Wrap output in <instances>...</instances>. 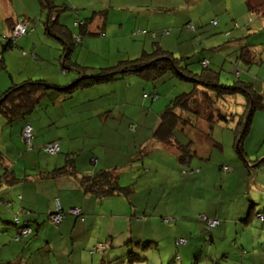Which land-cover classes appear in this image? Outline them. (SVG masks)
<instances>
[{
    "label": "trees",
    "instance_id": "obj_1",
    "mask_svg": "<svg viewBox=\"0 0 264 264\" xmlns=\"http://www.w3.org/2000/svg\"><path fill=\"white\" fill-rule=\"evenodd\" d=\"M63 1V3L57 4L55 0H34V4L27 3L28 8L25 4L24 7L14 6L13 9H10L11 13L9 12L10 14L8 13L5 16L0 8V25L2 26L0 31H4L5 28L9 32L7 36L0 33V69L6 70L3 65L4 56L17 54L12 52L13 50L19 51V64L23 65L22 75L18 77L17 80L12 78L8 83V87L4 90L0 89V115L5 119V125L8 127L7 132L10 131L9 129H11L13 122L16 120L23 121L21 132L15 135L14 138L7 139L11 146L4 145L7 150L11 148V150H15L20 144L21 148L18 149V152L21 154L15 158L13 157V160L7 156V152L0 151V182L8 185L21 184L22 191L27 192L33 189L30 183L27 184L28 182L37 181L46 176L51 179L67 176L77 182L85 196L98 202L116 198H122L124 200L131 199V196L133 197L134 194L138 195V192L141 190L137 189L136 183H139L138 180L141 181L145 177L144 180L150 181L152 179L153 185H158V190L152 188V190L156 192L153 195H156L160 189L165 193L166 190L171 187V185L165 184L166 182L171 184V181H176V183H178L177 180H179L178 177L174 176L178 171L177 168H171L172 170L169 172L170 164V167L176 166L174 164L177 163L182 166L181 169L184 168L181 170L183 177L188 173L187 176L197 175L199 173V169L195 168L196 166L192 167L191 164V159L196 156V152L191 150L192 145H190L191 142L189 138L185 139L187 141L186 144H182L175 138V130L179 129V125L182 123L186 124L188 128L197 131L199 130L198 122L200 120H206L207 125L209 123V127L206 133L200 130L199 134L202 135L205 140H212L211 132L213 127L218 124L224 126L225 129H228L232 133L234 140L233 149L237 155L236 159L238 160L236 164H234L235 168H233L234 166L231 167L228 161L225 162L224 160H230V157L223 158V156H221V161L223 160L222 162L225 165L223 164L222 168L219 167V174L215 176L220 180L218 185L211 184L210 186V191L213 192V195L221 197L222 203L220 205L222 206V204L225 203L224 200L230 198L229 195L233 192L231 188L234 190L235 185L238 184L236 182L241 179L242 173L246 177L247 175L250 176L255 169L251 167V164L256 162L255 166H258L264 162V158L260 161L249 160L243 149V142L249 132L251 119L257 111L264 109L262 103L263 94L256 89L253 81L241 78V75L247 73L250 67L258 66L264 62L260 53L264 49V40H261L264 39V28L253 30L247 28V31H245L246 34L241 33L237 35L236 33L233 34V31L239 28L235 21H233L235 25H232L233 27H231V29L226 30V28H224L219 31L217 30L219 28L217 27L218 22L210 19L208 23L212 25L211 27L213 29L206 31L207 29L203 28L204 25H202V23L199 24V22L195 21L193 16L190 15L179 29L178 27H171L172 31L176 29L178 31L175 32V35L173 34V36L169 37V40H153L148 45V48H146L147 46L145 45H141V47L134 48L135 51H133L132 54L128 53L125 46H121L117 42L112 45L110 41L104 40L106 43L103 48H108L109 51V53L108 51L105 53H108L107 62L103 63L101 66H90L85 63L81 64L80 60L73 59L72 55L74 50L78 45H80V48L77 50V54L79 50L81 52H83V49L89 50L87 47L90 40H85V36L94 35L106 38L105 26L108 19L110 20L109 16L113 9L115 11L117 9H124L127 10L126 12L130 10L133 12H137V10L138 12H144V15L149 18L147 20L149 25L151 23L156 24V26L158 25L157 29L155 28L156 30L146 31V33H150L153 36L158 35L160 37L164 35L165 37L170 29L167 31L161 28L159 26L161 22L159 23V21H157L155 15L160 14V11H174L172 7L177 4L178 7L184 10L187 8L189 2H200L201 5L204 3V0H182L181 3L177 2L176 4L173 0H156L160 2L157 4L151 2V0H125L123 1L124 3L120 2V0ZM216 1L218 0H215L211 7L212 9L215 6L217 7ZM234 1L235 0H232V2ZM16 2L18 3L20 0H16ZM28 2H30V0H28ZM243 2L244 4L240 6V12L246 13L249 17V21H253L255 18L259 19V21L264 19V0H243ZM168 3H171V5H167ZM112 4H118L119 7L113 8L111 6ZM89 8V12L86 11ZM81 12L89 13V17L80 18L79 13ZM138 14H140V12ZM151 18H154L153 21H151ZM17 24L25 25V30L20 37L15 36L13 31ZM183 29H186L187 33L189 32L190 34L205 29L204 32H207L206 39L218 35V32H226L228 37L224 42H221L222 44L220 43L215 47H202L199 52H213L212 54L214 55L217 47L220 49L222 45H234L233 47H235V49H231L230 60L226 58L223 63H218L216 65V62L212 61L214 58L208 56L209 54L205 56V53H203L204 55L199 53V56L194 57L195 55L191 56L184 52V50H180L181 55H175L174 53H177V42L179 44L177 40L179 39L181 42L188 40L187 38L182 40V36L184 35L181 30ZM216 31H218L216 34H212ZM144 32L145 30H137L132 33V37L141 35ZM158 32H160L161 35L158 34ZM32 38L33 40L35 38L38 40L36 46L29 43ZM155 38V36H149V39ZM124 43L131 47L128 40H124ZM25 45H29V48H27L28 50L24 48ZM38 49H42L43 52L46 50L54 51V58L45 60L37 53ZM191 49L193 51L195 50L192 45ZM194 54L197 53L194 52ZM80 55L81 54H79V56ZM33 61L39 64L33 67ZM43 61L48 63L43 64ZM40 63H42V65ZM196 66H199L198 70H196ZM87 71L90 72L87 73ZM71 72H73V75ZM233 74H235L236 77L231 76ZM221 75L225 76L224 78L227 82L221 83ZM133 77L139 78L136 80L140 83V88L142 89L140 98L142 100L146 99L148 104L150 102L143 92H145L146 89L150 91V86L156 89V82H163L166 79L171 80L176 78L175 80L187 83L190 90L182 92L168 100L159 114L160 120L158 127L153 131L151 136L148 131L149 128L147 127L149 125H144V119H139L138 125L134 124L132 127L130 126L132 132L142 128V130L135 133V139H133L134 136H131L130 139L133 141L130 145L135 151L134 153H136L137 160H135L139 164V170L130 172L133 175L132 181L130 180L128 182V176H125V178H121L120 176L123 171H130V169H127L129 168L128 164L130 161L128 160L129 162L126 163L120 161L124 158L123 156L113 164L107 163L109 164L108 166H106V164L102 166L96 162L94 153L96 149L103 147L101 145L102 135H100L101 137L96 136L97 138L95 137L94 139L93 136H90L88 140H86H98L99 143L95 148H93V145L89 148L90 143L83 140H77V143L79 141L82 142L78 146H76L77 143L73 145L76 140L73 141V152L69 154V157H67V154V158H64L63 166L48 172L47 175H43V173L34 175L30 171H25L23 165H19L20 167L22 166V168H18V170L13 167L15 162L25 163L24 154L29 151H38L37 153L45 156H55L60 152L59 140L47 142V135L50 131L48 127L46 128L47 130L41 131L39 134L37 133V135L35 133L37 128L34 126L36 122L33 118L37 117L39 110H44L46 107L47 109H55L50 111L56 112V107L58 105L55 103L69 100L75 92L87 93L86 90H95L93 89L94 87L108 89V87H111L112 83L118 80L129 84V81L135 80ZM0 82L2 83V81ZM239 94L245 99L244 108L240 114L232 115V113H222L221 110L215 106V102L218 100H223L227 96ZM158 96L159 95L154 94L153 99L151 98L152 101L157 100ZM45 100H51L52 104L47 103L41 107ZM108 108V112L113 110L111 106ZM44 113H46V110ZM108 116L112 117L111 112ZM94 120L96 119H90V124H92ZM104 120H109V123L99 124L94 121L93 125L98 127L97 132L101 134L107 133V135L114 138L118 135L120 138H123V141L126 136L130 137V135H125V133L123 137H121L119 130L117 131L112 128V125L111 127L109 126L111 119ZM230 121L233 122L232 127H229L227 124ZM25 126H29L31 129L29 141H26L22 135ZM181 130L182 129H180V131ZM21 144L26 150H24ZM49 144L58 145L56 153L49 154L45 151L46 146ZM157 147H160V149H171L175 153L173 155L174 158L170 159L174 164L166 159L169 165L167 169L163 164V159L166 158L164 155V158L162 157L161 159L154 160L153 156L155 155L156 157L158 155V153L154 154V150ZM78 156L84 159V166L88 165L84 173L79 172L76 168L75 159ZM4 158H8L13 163L11 165L7 164ZM151 158L153 161L150 162V164L149 161ZM132 162L134 164V161ZM157 166L161 167L162 170H157ZM155 169L158 171L157 173ZM160 172H164L166 175H162ZM125 173L127 174V172ZM123 180H125V182ZM214 180L215 179L209 178L208 182L213 183ZM142 186L143 185H141V188ZM145 190L146 189H144V193L148 194ZM144 193L142 196L138 197L139 201L136 199L137 201L135 203L131 204L130 202V206L136 207L137 205L141 206V203L144 204L149 199L148 196H144ZM171 194L172 192L170 191L166 199H168ZM161 195L162 193L160 196ZM160 196H154V200L160 201L162 199ZM225 196L228 198H225ZM56 201L58 205L55 206L54 210L49 211L45 215L25 211V208L20 214L9 212L11 219L8 221V227L15 230V239H13L21 243L22 252L21 257L9 260V263L6 262V264H39V262L45 264L44 262L47 260L46 257H50L53 263L56 261L55 264H57V262L61 264H71V257H75L77 253H72V251L76 249L74 244L71 245L73 241L71 233L74 224L69 225L70 222L68 220H73L75 224H77L78 221L83 219L84 214L80 208H63L59 199H55L54 202ZM20 202L21 197L19 196L18 203L20 204ZM4 203V206H6L7 203V207L11 206L9 202L4 201ZM254 208L255 203L251 202L249 206L250 214L249 216L247 214L243 219V223H251L253 218L251 214L252 211L255 212ZM69 209H77L78 214L69 213ZM215 209L210 210L207 214L199 213L196 219H194V221L198 223L200 231L205 235H208L212 228H217L220 222H222L218 217L215 218L213 216L216 213ZM220 211L222 212V210H219V212ZM142 213H144V211H142ZM53 215L60 216L61 220L58 224L53 222ZM131 215L132 212L130 213V216ZM151 215L152 213H144L142 218L150 220V218L153 217ZM255 215L257 224L263 226L264 209L256 211ZM203 217H205V219ZM16 219H18V222H16ZM210 220L217 221V225L209 227L208 222ZM176 221L179 220L173 219L171 221L169 217H164L163 219L165 227L169 229L172 228L170 222H173V229L176 228ZM67 222L69 223L67 224ZM48 225L51 226V231L53 232L45 237L40 236L42 228ZM23 226L29 228L30 232L25 236H18V230ZM207 237H209V235ZM161 240L159 235L155 237L151 233L148 239L138 241L126 240L122 245L120 243V245L117 244V246H115L114 241L111 240L112 243H110L107 248L105 247V250H99V245L105 244L98 243L87 249V252L91 256L99 257L97 264H180L182 259L178 253H175V257L171 259V263L162 261V257L158 250ZM201 240L207 242L206 237H201ZM173 241L175 242L176 248H178V246H184L187 243V238H182L178 236V234H175ZM32 256L36 257L34 262L31 260ZM76 259L77 258H75V260ZM189 264H209V261L207 262L205 259L203 262V257H201L199 251L195 260L191 261Z\"/></svg>",
    "mask_w": 264,
    "mask_h": 264
},
{
    "label": "crops",
    "instance_id": "obj_2",
    "mask_svg": "<svg viewBox=\"0 0 264 264\" xmlns=\"http://www.w3.org/2000/svg\"><path fill=\"white\" fill-rule=\"evenodd\" d=\"M73 2V0H66V2ZM125 1V0H124ZM26 2V3H25ZM63 0H55V3H63ZM27 3L34 4V0H20V2H16V0H0V8L4 14H8L10 12V9H13V7H24L28 5ZM124 3V2H123ZM217 7H213L214 11L218 13L215 14L211 20H216L218 22L217 27H221V29H224L223 26L227 24V21L229 23L227 13L229 12L228 6L225 5V0H218L216 1ZM215 3V4H216ZM126 5V4H125ZM224 12L226 15H224ZM11 13V12H10ZM9 13V14H10ZM223 13V14H222ZM80 18L89 17V13L81 12L79 13ZM233 21V19H232ZM110 20L106 22L105 26V35L108 31H111L112 33L116 32L115 36H117V32L120 33V31H124L123 28L120 31H117L116 28L109 27ZM262 23L258 28H264V19H261L259 21ZM65 23V22H63ZM160 23V22H159ZM176 24V23H174ZM158 26V25H157ZM156 24H153V29H157ZM161 28H164L168 31L170 29L168 37L173 36L174 31L171 29V25L166 24V22H161L159 24ZM171 26V27H170ZM212 26V25H211ZM239 27V25L237 24ZM173 27H177L176 25H173ZM155 29V30H156ZM257 29V28H256ZM205 30V29H204ZM199 31L197 32L198 35H203L205 32ZM4 36L8 35V30L4 28V31L1 32ZM190 33L188 32V35ZM246 34V32L242 33ZM182 36V35H181ZM202 36V37H203ZM226 40L228 37L226 32L223 34ZM181 38V37H180ZM187 37L182 36V40H185ZM203 39H206L203 38ZM208 39V38H207ZM37 39L35 38L33 40L30 39V42L32 45H37ZM179 41V39L177 40ZM187 43L189 42V39L186 40ZM215 41V42H214ZM118 42L116 41H110V44H114ZM222 41L219 39V37H211L209 39V43L207 40H205L203 43L205 46L208 47H215L219 45ZM106 43V42H105ZM104 43V45H105ZM178 44V42H177ZM176 44V45H177ZM222 44V43H221ZM39 46V45H38ZM193 46V45H192ZM198 47H200V42L197 44ZM194 47V46H193ZM223 47V46H222ZM12 53V52H11ZM213 52L209 53V56H212L211 58H215V55L212 54ZM17 58L19 59V54H15ZM9 55H6L3 57V65L7 69V63L6 60H8ZM262 56V55H261ZM38 62L33 61V67ZM42 65V63H40ZM261 72L264 71L263 65L256 66ZM264 75V72L262 73ZM12 79V78H11ZM122 81H117L112 83L111 87H108V89L103 88L100 89L99 87H94L93 89H98L99 94L95 95V90H92L91 92L87 91L86 97H83L80 92H75L74 95L67 101L64 102H56L55 104L58 105L57 111H50L55 110L48 108L46 110V113L43 112V110H39V113L37 117L33 118L36 124L37 131L35 132L39 134L41 131L47 130L46 128L50 130L47 135V142L53 141V140H59L60 142V152L58 155H55L57 157L54 160H49L46 164L45 161L42 163L37 153L38 151H29L24 154V161L23 162H15L14 166L16 170L18 168H22L19 165H23V168H25V171H33L35 170L34 175L38 173H43V175H47L48 172L57 169L61 166H63V160L67 154L69 157V154L72 153L73 145L77 143V140H83L86 141L90 136H93V139L98 136L101 137L102 135V146L95 150L94 155L96 156V162H98L99 165H105L108 166L107 163H115L118 159H120L121 156L124 158L120 161L124 163L129 162L127 169H130V171H123L120 175L121 178H125V176H128V182L133 179L132 171L139 170V164L136 161V153L131 152L133 149L131 147V143H133L131 139V136H134L133 139H135V133L142 130V128L136 130L135 132H132V128L129 126L125 131V135H130V137L126 136L124 141L123 138H114L107 135V133L101 134L100 132H97V126L93 125L94 121L97 123H109V120L104 119H111L110 127L112 125V128L116 129L117 131L120 129V126L125 119H134V113L131 114L129 111V108L126 106H129L130 102L132 101L135 103L134 98L138 100L140 111L146 110V106L150 109V105L148 104L146 99L140 98V93L142 89L140 88V83L138 81H129V84H126L125 82L121 84ZM1 86V83H0ZM91 90V89H90ZM102 90V91H101ZM101 91V92H100ZM118 94V95H116ZM108 95V96H106ZM106 96V97H105ZM263 101H264V93H263ZM264 105V102H262ZM47 104V100H45L41 107ZM55 105V106H56ZM112 107L113 110L110 111L112 114V117H109L110 112H108L107 108ZM136 107L135 105H133ZM109 109V108H108ZM151 111V110H150ZM129 115H128V114ZM141 114V113H140ZM148 112L145 113V115H139L136 119L141 118H148ZM129 117V118H128ZM90 119H96L92 121L93 123L90 124ZM144 119V125H149V122ZM77 120L80 124V126H77ZM256 119H251L250 129L249 132L243 142V149L244 152L247 154L249 160H256L260 161L264 158V150L263 152H259L261 150H258V148L261 146V144L264 142V120L259 119L258 125L256 128H258V131L256 134H252L253 126ZM72 125H75L72 127ZM23 127V121L16 120L11 125L10 131L7 132V126L5 125V119L0 115V151L8 152L4 145L11 146V144L7 141L8 138H14L15 135H17L19 132H21V129ZM220 128V127H219ZM230 132V131H228ZM219 134V141H222L219 143L216 141V144L218 146L219 152H221V155L219 157L223 156V158L230 157V160L224 159L225 162L228 161V164L231 165V167L236 164V156L233 153V136L232 133L228 135V137H231L230 140L227 142L229 143L228 147L226 146V143L223 142V135L224 132H218ZM213 138V134L211 136ZM258 137V138H257ZM97 138V137H96ZM107 138V139H106ZM10 139V140H11ZM221 139V140H220ZM76 140V141H75ZM73 141L74 144L72 143ZM108 141L105 146L104 143ZM73 144V145H72ZM127 145V147H125ZM227 148V150H226ZM12 149V148H11ZM10 149V150H11ZM173 151V150H172ZM227 152V154H226ZM132 153V156H131ZM6 154V153H5ZM61 156V157H60ZM258 159V157H260ZM9 158L13 159L12 155L8 156ZM66 157V158H67ZM136 159V160H135ZM205 159V158H202ZM14 160V159H13ZM129 160V161H128ZM153 159H150L149 163L152 162ZM4 161H6L7 164H12L13 162L9 160L8 158H4ZM78 161V162H77ZM76 161V168L79 172L84 173L86 168H88V165H83L85 163L84 159H80ZM119 161V162H120ZM134 161V164L133 162ZM95 162V163H96ZM256 163V162H255ZM255 163L253 162L251 164V167L254 169V174L252 177L247 175L249 177V180L251 181V178L254 179L253 184L251 187L249 186L248 195L250 192L255 193L258 195V193H264V162L259 164L258 166H255ZM151 164V163H150ZM227 164V165H228ZM196 165V164H195ZM225 165V164H224ZM254 165V166H253ZM161 166V165H160ZM152 167V166H151ZM27 168V169H26ZM108 168V167H106ZM157 170H160L161 167L157 166ZM172 168H176L173 166ZM199 169V173L197 175H190V176H184L181 175V178L177 180V186L175 187V190H173L171 196L166 199V202L164 203L165 209L160 206V208L157 211V205L161 202L155 201L153 194L156 193L152 190V188H156L158 190V185H153L152 179L150 181L142 179L141 181L138 180L139 183H136L137 189H141L138 192V195L134 194V196L130 197L131 199L124 200L122 198L120 199H109V200H101L98 202H95L94 199L89 198L85 196L79 188V185L76 181H73L72 178H69L67 176H63L62 178H56L51 179L48 176L45 178L43 177L40 180L37 181H31L29 183H35L33 184V189L31 191L24 192L22 191L21 184H14V185H8L3 182H0V264H6V262L9 263V260H14L17 257H21V243L16 242L15 240H12V237L14 238V232L15 230L9 231L8 229L5 230L4 227L9 226L8 221L11 219V216L9 212H15V213H21L22 210L25 208V211H31L37 214H43L45 215L51 210H54L55 206L58 205V202H54L55 199H59V202L62 204L63 208H80L83 212L84 216L81 221H78L77 224H75V221L68 220L67 224L73 225L74 228L72 229V244L75 245L76 249L73 252H76L77 254L75 257H71L70 262L71 264H97L98 258L95 256H91L88 254L87 249L92 247L95 244L102 243L105 244L106 248L110 243H112L111 240L114 241L115 246L121 245L126 240H144L148 239V236L152 235L157 237V229L160 228L159 233H165L166 230V240H171L172 244L176 247L175 242L173 241V238L175 234H178V236H181L182 238H187V243L183 246L182 250L184 257H189L192 259V261L195 260V257L197 256L198 252L200 251L201 257L205 258L206 261H209V264H249L248 258H253L257 255V261L253 260L252 264H264V260L260 261V256L263 255L264 259V224L263 226H259L258 228H253V224L250 223H243V219L247 216H249L250 211L248 208V212L245 215H237V211L234 213L231 211V205L232 200L228 201V199L224 200L225 203H223L224 207L220 204L222 203L221 197L213 195V192L210 191L211 184L218 185L219 180L215 177V169L211 166L206 167H195ZM235 168V166L233 167ZM156 170V169H155ZM156 170V173L158 172ZM162 170V169H161ZM160 170V171H161ZM89 171V170H87ZM127 172V174L125 173ZM155 173V175H156ZM166 175V174H165ZM212 178L215 179L213 183L208 182V179ZM186 179L187 182H184L185 189L189 195L187 197H184V194L178 193L177 189L181 187V184L183 180ZM241 180V179H240ZM125 182V180H123ZM151 184V185H150ZM124 185V184H123ZM141 185L142 188H141ZM188 186H190L188 188ZM187 187V188H186ZM148 192V194L144 193ZM144 196H148L149 199L141 206L137 205L136 207H131L130 205L135 203L137 200H139V196H142L143 193ZM230 192V191H229ZM19 196L21 197L20 204ZM136 196V197H135ZM219 197V198H216ZM253 199L252 197H250ZM256 198V197H255ZM137 199V200H136ZM130 200V201H129ZM145 200V197H144ZM191 200V201H190ZM250 200V199H249ZM263 200L262 198L254 200L255 202H260ZM9 202L11 206L7 207L3 205V203ZM131 202V204H130ZM252 202V201H251ZM250 202V203H251ZM97 203V204H96ZM230 203V204H229ZM254 203V202H252ZM5 204V203H4ZM94 204V206H93ZM216 208V209H215ZM244 209L245 206H242ZM247 208V206H246ZM216 211V213L213 215L215 218H219V220H222L220 222V225L217 228H212L209 231V237L208 235L203 234V232L200 231V227L197 222L194 221L196 219L197 215L199 213H208L210 210ZM264 209V206L262 210ZM165 210V212H163ZM219 210H222V212ZM151 214L150 220H145L142 218V215L144 213ZM161 212L163 214V217L173 216L177 217L176 221V228H166L164 227V224H160V222L157 220L156 215L158 212ZM132 212V215L130 216V213ZM221 214V215H220ZM220 215V216H219ZM257 215V214H256ZM255 215V216H256ZM136 216V217H134ZM156 220H155V219ZM175 219V218H174ZM155 220V221H152ZM228 221H235V226L237 227L236 231L239 232L238 234H235L234 239L231 240L230 231L232 230V226H224L223 230L221 232L217 231L221 227V223H227ZM153 222V223H151ZM68 225V226H69ZM252 227H251V226ZM67 226V227H68ZM48 227V228H47ZM43 227L40 231V236H46L50 235L53 231H51V226ZM66 227V228H67ZM65 228V229H66ZM3 234V236H2ZM202 235V236H201ZM204 235V236H203ZM206 237V241H202L201 237ZM15 239V238H14ZM7 240L10 241V246H7ZM231 240V243L229 241ZM163 240H161V243H159V254L162 257V246H163ZM222 242V243H218ZM7 247V248H5ZM44 248V247H43ZM105 248V249H106ZM104 249V250H105ZM86 251V252H85ZM241 252L243 255H241ZM179 255V254H178ZM175 257V256H174ZM179 257V256H178ZM246 257V258H245ZM75 258H77L75 260ZM45 264H54L53 260H51L50 257H46ZM172 259V258H171ZM171 259L167 263H171ZM31 260H36V257L32 256ZM163 261V260H162ZM38 262V261H37Z\"/></svg>",
    "mask_w": 264,
    "mask_h": 264
},
{
    "label": "rangeland",
    "instance_id": "obj_3",
    "mask_svg": "<svg viewBox=\"0 0 264 264\" xmlns=\"http://www.w3.org/2000/svg\"><path fill=\"white\" fill-rule=\"evenodd\" d=\"M114 1H116V0H114ZM123 1L124 0H120V2H123ZM173 1H174L175 4L177 2H179V3L182 2V0H173ZM151 2H153L155 4L160 3V2H158L156 0H151ZM214 2H215V0H204V3H202L201 5H200V2H195V3H190L189 2L187 8L184 9V10H182L180 7H178V4H177L174 7H172L174 9V11H170V12L160 11V14L155 15V17H156L157 21L166 22V24L171 25V26H173V24L176 23V26L179 29L183 25V23L187 21L189 16L192 15L193 19H195V21H198L199 24L202 23V25H204L203 28H206L207 29L206 31L212 30L213 28L211 27V25L208 22L210 21V19L215 14L216 15L218 14V13H216V11H214V9L211 8L212 5L214 4ZM243 4H244L243 0H235L234 2H232V0H225V5L228 6V9H229V12L227 13V17H228L229 23H227L225 26H223V28H226V30L227 29H231V27H233L235 25L233 23V21H235V23H237L239 25V28L236 29L235 31H233V34L236 33L238 35V34L244 33L245 31H247V28L252 29V30L256 29L262 24V23L259 22V19H256V18L253 21H249V19H248L249 17L247 16V14L244 13V12H242V13L240 12V6L243 5ZM167 5H171V3H168ZM111 6L113 8H118L119 7L118 4H112ZM89 10H90V8L88 10H86V11L89 12ZM126 11L127 10H124V9L123 10L117 9L116 11L113 9L111 11V13H110V16H109L110 17L109 27L116 28L117 31H120V29L122 30V28H123V30H124L123 32L122 31H120V33L117 32V36L116 37H112V38H110V37L111 36H115L116 32L112 33L111 31H108L106 33V38H103V37H100V36L98 37V36H94V35L93 36H85V40H88V39L90 40V42L88 44V47H87V48H89V50L88 49H83L82 50L83 52H81L79 50V52L77 54L76 52L80 48V45H78L77 48L74 50L72 58L75 59V60H80L81 64L85 63L86 65H90V66H96V65L97 66H101L103 63H106L107 60H108V57H107V54L109 53L108 48H103L105 41H116V40H118L117 43H119L121 46H125L126 49L128 50V53L132 54L133 51H135L136 48L141 47V45H145V46H147L146 48H148V45L153 40H160V39H162V41L163 40H169V37H168L169 33H167L166 36L164 37V35H161L160 32H158V34H160L162 37H160L158 35H154L156 37L155 39H149V36H152V37H154V36L151 35L150 33H146V31H152L153 30V23H151L149 25V23L147 21L149 18L144 15L145 13L139 11L140 14H138L139 13L138 10H137V12H133L131 10L128 11V12H126ZM124 12H126V13H124ZM224 15H226L225 12H224ZM153 19L154 18H151V21H153ZM232 19H233V21H232ZM0 28H2L1 25H0ZM220 28L221 27H219L217 30H219ZM137 30L138 31L145 30V32L142 33L141 35H137L135 37H132V33L137 31ZM2 31H0V33ZM176 31H178V30L177 29L174 30V35L176 34L175 33ZM181 31H183V35L184 36L186 35L187 39H189V42H192V45L194 46L193 49H195V50L193 51L191 49V43H187V41L181 42L179 40V44H177V47H176L177 53H174L175 55H181L180 54V50H184V52H186L187 54H189L191 56L195 55L194 57L199 56V53H202V55H204L203 53H205V56H207L209 54L208 52H204V51L203 52H199L202 47H205V44L203 42L205 40H207L208 43H209V39L211 38V37H209L208 39H203V38H205L207 36L206 35L207 34L206 31H205L204 36L202 34L198 35L197 33H193V32L190 35H188L186 29H183ZM217 32L218 31H216V32H214L212 34H216ZM223 33H224L223 31L221 33L218 32V35H215L213 37H215V38L219 37V39L221 41H223L225 39V37L223 36ZM124 40H128L129 44L131 45V47H129L127 44H125ZM261 40H264V39H261ZM198 42H200V47L197 46ZM233 46L234 45H225V46H223L220 49H219V47H217L216 50H215V54H214L215 58L212 61L213 62L215 61L216 65H217L218 63H220V64L223 63L224 59H226V58L228 60H230V55H231V52H232L231 49H235V47H233ZM30 47H32V46H30ZM24 48L25 49L29 48V45L28 46L25 45ZM107 51H108V53L105 54ZM12 52L19 53V51H17V50H13ZM194 52L197 53V54H194ZM37 53L40 54L42 56V58H44L45 60H51V59L54 58V54H53L54 51H52V50H50V51L46 50L45 52H43L42 49H38ZM260 53H261L262 58L264 60V49ZM79 54H81V55L79 56ZM8 60L9 61L6 60L7 69L6 70L0 69V81H2V83L0 82L1 83V86H0L1 90H4L5 88L8 87V83H9V81H11V78H13L14 80H17V78L20 77L22 75V73H23L22 72L23 65L19 64V59L17 58L16 55H14V54L11 55L10 54V56L8 57ZM47 63L48 62L43 61V64H47ZM261 65H263V68H264V62L262 64L258 65V66H261ZM198 69H199V66H196V70H198ZM89 72L90 71H87V73H89ZM263 72H261V70H259L256 66H252V67H250L248 69L247 73L241 75V78L242 79L245 78L248 81H253L254 84H255L256 89L260 93L263 94L264 93V75L262 74ZM71 73L73 75V72H71ZM84 73H85V71H84ZM231 76L236 77L235 74H233ZM224 77L225 76L221 75V83L227 82ZM133 78H135V80H133V81H137L139 79L137 77H133ZM175 79H171V80L166 79L163 82H156L157 83V88L156 89H153L152 86H150V91H149V89H146V91L143 92L144 94H146L147 99L150 102L149 103L151 105L150 109H148V107L146 106L145 107L146 110H142V111H140V109L138 110L140 105H139L138 100L136 98H134L135 103H133L131 101L129 103L130 105L126 106L127 108H129V111L131 112V114L134 113L135 118L131 119V118L128 117L129 119H126V120L124 119L123 120V122H122V124L120 126V129H119L121 137H123V134L125 133V131L127 130V128L129 126L132 127L134 124L138 125V119H136L137 116L145 115L146 112H148L147 115H148V118H150V119H147V121L149 122V126H147L149 128L148 131H149L150 136L152 135L153 131L158 127L159 120H160L159 114L163 110V108L165 107V104L168 102V100H170L174 96L179 95L182 92L190 90L189 85L187 83H183L180 80H175ZM6 81H7V83H6ZM119 81H121V80H118V82ZM15 82H19V81H15ZM115 82H117V81H115ZM122 83L123 82H121L120 85H122ZM155 90H157V91H155ZM86 91L91 92L92 90H86ZM81 94H82L83 97H86L85 96L86 92H81ZM97 94H99V90L95 89V95H97ZM154 94H157L159 96H158L157 100H153L152 101ZM116 95H118V94H116ZM47 103L48 104H52V101L51 100H47ZM244 104H245V99L240 94L239 95H235V96H227L225 99L218 100L217 102H215V106H217L221 110L222 113H225V112L227 114L232 113V115L240 114L242 112L243 108H244L243 107ZM133 105H135L136 107H134ZM45 110H48V109L45 107L43 112ZM143 119H145V118H141L140 120H143ZM199 119H201V118H199ZM252 119H256L255 123H257V124H254L253 130H252V134H256V132L258 131V128H256V126L258 125L259 119H263L264 120V109L257 111L254 114ZM128 123L130 124L129 126H128ZM227 124L229 125V127L233 126V122H231V121L228 122ZM76 125L80 126L78 120H77ZM74 126L75 125H72V127H74ZM198 126H199L198 127L199 130L196 131L194 129L188 128L186 124H182L181 123L179 125V129H176L175 132H174L175 138L179 142H181L182 144H186L187 141L185 139L189 138V140L191 142L190 145H192L191 150L192 151L194 150L196 152V154H195L196 156H194L191 159L192 167L196 166V167L202 168V167H206V166H211V167H213L215 169L214 170L215 171V175L219 174V167L222 168V165L224 163L222 162L223 160L221 161V157H219V155H221V152H219V150H218V146L216 144V141H218L219 143H221L222 141H219V134H217V133L218 132H224L223 142L226 143V146L228 147L229 143H227V142L231 138V137H228L230 132H228L229 130L225 129L224 126L218 124V125L213 127V130L211 132L213 134L212 140H210V139H206L205 140L202 137V135H200L199 133H200V130L204 131L206 133V131H207L208 127H209V123L207 125L206 120H200L198 122ZM180 129H182V130L180 131ZM188 135H189V137H188ZM115 137L120 138L118 135H116ZM86 142L90 143L89 148L92 147V145H93V148H95L97 146V144L99 143V141L96 140V139L92 140V141L89 140V141H86ZM107 142L108 141H106L104 143V146H105V144ZM213 142H215V143H213ZM80 143H82V142L79 141L76 144V146L80 145ZM125 147H127V145H125ZM20 148H21V146L19 144L17 149L9 150L7 153L9 155H12L15 158V157H17V156H19L21 154L20 152H18V149H20ZM23 148H24V150H26L24 146H23ZM231 148H233V147H231ZM261 149L264 150V142L258 148V150H261ZM226 150H227V148H226ZM262 150L259 151V152H263ZM131 152H135V151L132 150ZM154 152H155L154 154L158 153V155L156 157H155V155L153 156L154 160L161 159L162 157L164 158V156L166 157V158L163 159L164 160L163 164L165 165V168L167 169L169 165L167 164L166 159H168L171 162L170 159L174 158L173 155L175 153L171 149H163V148L160 149V147H157L154 150ZM233 153L237 157V155L234 152V150H233ZM8 154H7V156H9ZM38 154H39L38 159L42 163H44L47 160L45 162L46 164H49L48 163L49 160H54V159L57 158L55 156H45V155L40 154V153H38ZM226 154H227V152H226ZM131 156H132V153H131ZM202 158H205V159H202ZM259 158H261V156L258 157V159ZM80 159H81L80 156H78L75 159V161L80 160ZM62 160H64V159H62ZM171 163L174 164L173 162H171ZM174 165H176L175 167L178 169V171L176 172V174L174 176H176V177H178L180 179L181 175L183 174L181 172V170H183L184 168L181 169L182 166H180L178 163L174 164ZM170 166H171V164H170ZM170 166H169V168H170L169 172L172 170L171 169L172 167H170ZM30 172H32V171H30ZM254 172L255 171H253L252 175L254 174ZM34 173H35V170L33 171L32 174H34ZM160 174L165 175L164 172H160ZM188 174H186L185 176H187ZM252 175L250 177H252ZM253 181H254L253 178H251V181H250L249 177H246L242 173L241 180L236 182L238 184L235 185L234 190L231 188V190L233 192H231L232 194L229 195L230 198L228 199V201L232 200V202H230V203H232L230 209H231V211H233V209H234V213H235V211H237V215L238 216L239 215H243L245 212H246L245 213V215H246L247 212H248V208L250 206V202L251 201L254 202L255 203V208H254L255 212L252 211L251 216L253 218H252L250 224H253L252 225L253 228H258L257 220H256V217H255V213H256V211H259L260 209H262L263 206H264V193H258V195L256 194V196H255V193H253V192L251 193L250 192V194L248 195L247 192L249 190V186L251 187V185L253 184ZM184 182H187L186 179L183 180V182L181 184V187L179 189H177V191H178V193H180L182 195L184 194V197H187L189 195V193L186 190H189V189H185V186H183ZM30 184L33 185L35 183L33 182V183H30ZM165 184L171 185V187H169L166 190L165 193H164L163 190L160 189L157 192L156 195H153V196L159 197L160 194L162 193V195L160 196V198L162 197V199H161V202L157 205V211H158V209L160 208L161 205L165 209L164 203L166 202V196H168L170 191L173 192V190L177 186L176 181H171V184L166 182ZM189 187L190 186H188V188ZM250 197H252L253 199H251ZM255 197L257 199L262 198L263 200H261L260 202L257 203V202L254 201V200H256ZM225 198H228V197L225 196ZM140 202H142V201H140ZM222 206L224 207L223 204H222ZM242 206H245V208L243 209ZM246 206H247V208H246ZM163 212H165V210H163ZM156 216H157V219L160 222V224H162L163 223V219H164L163 214L159 211ZM168 217L170 218L171 221L174 218L177 219V217H174V215L173 216H168ZM234 222L235 221H228L227 223H224V222L221 223V227L217 231L221 232V230L224 229L223 228L224 226H228V227L232 226V230L230 231V234H228V235L230 236V239L233 240L235 234L239 233V232L236 231L237 227L235 226ZM170 223H171V225L173 227V222H170ZM259 226H261V225L259 224ZM164 227H165V225H164ZM4 229L5 230L8 229L9 231H11V230L13 231V229H11L8 226L4 227ZM156 229L159 232H161L160 228H156ZM158 235L164 241L163 242V246H162V251H163L162 252V260H163V262H165V263L168 262L171 258H173L175 256V253L179 254L180 258L182 259L181 261L184 264H189L192 261V259H190L189 257H184V254H183L182 250H180V249H183V247L182 248L181 247L176 248L172 244L171 240H168V241L166 240V230H165V233H158ZM2 236H3V234H2ZM12 240L14 241L13 237H12ZM231 240L229 241V243H231ZM218 243H222V242H218ZM10 244H11L10 241L7 240L6 245L10 246ZM5 248H7V247H5ZM104 249H105V246H104ZM241 255H243L242 252H241ZM253 260L257 261V255L255 257H253V258H248L249 264H252ZM263 260H264L263 259V255H261L259 262H261ZM181 261H180V264H182ZM204 261H205V259L203 258V262ZM55 263H56V261L54 262V264ZM59 263L60 262H57V264H59ZM39 264H42V263L39 262ZM46 264H48V263H46ZM253 264H255V263H253Z\"/></svg>",
    "mask_w": 264,
    "mask_h": 264
},
{
    "label": "built area",
    "instance_id": "obj_4",
    "mask_svg": "<svg viewBox=\"0 0 264 264\" xmlns=\"http://www.w3.org/2000/svg\"><path fill=\"white\" fill-rule=\"evenodd\" d=\"M24 30H25V25L17 24L16 27L14 28V30H13L14 31V35L17 36V37H20L23 34ZM30 130L31 129H30L29 126H25V128L23 129L22 135H23V138L26 141H29ZM57 150H58V145L57 144H49L45 148V151L47 153H49V154H54V153L57 152ZM69 213L78 214V210L74 209L73 211H70ZM203 218L205 219V217H203ZM52 219H53V222L55 224H58L60 222V220H61L60 216H57V215H53ZM16 222H18V219H16ZM216 225H217V221H215V220H210L208 222V226L209 227H213V226H216ZM24 226L19 228L18 236H25V235H27L30 232V229L26 228ZM98 248H99V250H103L104 246L103 245H99Z\"/></svg>",
    "mask_w": 264,
    "mask_h": 264
},
{
    "label": "water",
    "instance_id": "obj_5",
    "mask_svg": "<svg viewBox=\"0 0 264 264\" xmlns=\"http://www.w3.org/2000/svg\"><path fill=\"white\" fill-rule=\"evenodd\" d=\"M74 209H69L68 212L73 211Z\"/></svg>",
    "mask_w": 264,
    "mask_h": 264
}]
</instances>
